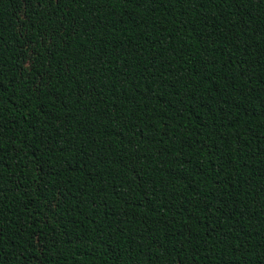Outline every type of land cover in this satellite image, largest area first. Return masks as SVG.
<instances>
[{
  "label": "trees",
  "instance_id": "1",
  "mask_svg": "<svg viewBox=\"0 0 264 264\" xmlns=\"http://www.w3.org/2000/svg\"><path fill=\"white\" fill-rule=\"evenodd\" d=\"M0 264H264V0H0Z\"/></svg>",
  "mask_w": 264,
  "mask_h": 264
}]
</instances>
